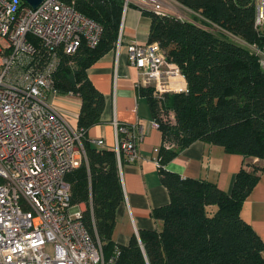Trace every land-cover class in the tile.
Returning <instances> with one entry per match:
<instances>
[{"label": "trees", "instance_id": "obj_1", "mask_svg": "<svg viewBox=\"0 0 264 264\" xmlns=\"http://www.w3.org/2000/svg\"><path fill=\"white\" fill-rule=\"evenodd\" d=\"M74 1L80 12L104 27V34L96 48L83 45L76 55L64 56L55 82L62 94L72 91L81 99L78 127L88 132L102 122L106 99L87 70L115 51L125 0ZM176 1L195 16L186 19L169 12L143 11L151 17L149 41L161 44L188 82V92L168 93L162 101L164 108L175 110L176 123L161 125L160 130L176 147H163L159 154L164 164L162 182L171 199L153 211L160 227L141 230L127 245L116 244L117 210L124 201L117 155L112 147L92 145L87 134L83 142L88 163L67 175L72 202L85 205V223L100 239L106 261L120 248L114 264H264V241L241 215L264 169L254 162L255 158L264 161V70L247 46L264 45V28L255 27L256 0ZM143 92L156 117L159 101L152 89L143 88ZM196 140L249 159L236 175L231 192L214 182L182 178L166 170Z\"/></svg>", "mask_w": 264, "mask_h": 264}, {"label": "built area", "instance_id": "obj_2", "mask_svg": "<svg viewBox=\"0 0 264 264\" xmlns=\"http://www.w3.org/2000/svg\"><path fill=\"white\" fill-rule=\"evenodd\" d=\"M131 2L125 0L117 57ZM161 5L156 1L152 10L168 13ZM255 27L264 28V0H256ZM103 34L104 27L80 12L74 0H44L37 8L25 0H0V264H114L120 254L117 247L106 261L100 239L85 223V205L72 202L67 175L88 163L83 142L87 130L72 126L54 102L76 95L62 94L56 86L63 57L76 55L83 45L96 48ZM247 46L264 70V45ZM127 54L137 71L138 88L152 89L160 103L151 126L160 129L159 117L164 115L175 124V110H165L162 101L168 93L188 92L180 66L168 60L159 42L149 39L129 44ZM113 125L121 171L124 160L141 158L143 126L117 118ZM90 142L108 147L104 139ZM163 147L172 149L176 143L164 139L154 148L160 170Z\"/></svg>", "mask_w": 264, "mask_h": 264}, {"label": "crops", "instance_id": "obj_3", "mask_svg": "<svg viewBox=\"0 0 264 264\" xmlns=\"http://www.w3.org/2000/svg\"><path fill=\"white\" fill-rule=\"evenodd\" d=\"M156 1L132 0L124 18L123 37L119 57L111 51L101 57L88 70L89 79L105 96L106 108L102 122L89 128V142L104 139L108 147L115 144L114 118L128 124L143 126L144 138L138 143L141 158L135 162L124 160L120 171L124 201L117 210L113 234L116 244L127 245L131 237L141 230L160 227L153 211L170 203V192L163 184L160 169L154 162V148L163 141L162 131L153 128V110L143 88H138L137 71L129 63L127 46L146 43L151 29V17L144 10H152ZM164 6L163 0L160 1ZM55 104L74 127H78L82 101L77 95H63ZM91 143V142H90ZM96 147L95 143H91ZM246 159L240 153L228 152L223 146L196 140L180 151L167 165L166 170L182 178L214 182L224 191L231 192L238 172ZM254 162L264 165L258 158ZM260 179L244 202L241 215L264 241V169ZM264 255V252H263Z\"/></svg>", "mask_w": 264, "mask_h": 264}, {"label": "rangeland", "instance_id": "obj_4", "mask_svg": "<svg viewBox=\"0 0 264 264\" xmlns=\"http://www.w3.org/2000/svg\"><path fill=\"white\" fill-rule=\"evenodd\" d=\"M163 2H164V6H162V8L165 12H169L173 15L179 16L181 18H186V19H190L195 16V14L190 9H188L187 7H185L184 5H182L176 0H163ZM233 38L237 42L244 44L239 38H236V37H233ZM159 119L162 125H167L170 123L169 121L170 119L166 115H164L162 118L159 117Z\"/></svg>", "mask_w": 264, "mask_h": 264}, {"label": "water", "instance_id": "obj_5", "mask_svg": "<svg viewBox=\"0 0 264 264\" xmlns=\"http://www.w3.org/2000/svg\"><path fill=\"white\" fill-rule=\"evenodd\" d=\"M33 8H37L44 0H25Z\"/></svg>", "mask_w": 264, "mask_h": 264}]
</instances>
